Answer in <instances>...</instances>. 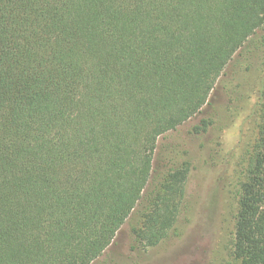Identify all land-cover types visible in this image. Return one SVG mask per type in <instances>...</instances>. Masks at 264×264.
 Returning <instances> with one entry per match:
<instances>
[{
	"label": "trees",
	"instance_id": "obj_1",
	"mask_svg": "<svg viewBox=\"0 0 264 264\" xmlns=\"http://www.w3.org/2000/svg\"><path fill=\"white\" fill-rule=\"evenodd\" d=\"M263 27L264 0H0V264H93L135 210L160 243L188 168L155 171L157 142ZM254 117L230 264H264V80Z\"/></svg>",
	"mask_w": 264,
	"mask_h": 264
},
{
	"label": "rangeland",
	"instance_id": "obj_2",
	"mask_svg": "<svg viewBox=\"0 0 264 264\" xmlns=\"http://www.w3.org/2000/svg\"><path fill=\"white\" fill-rule=\"evenodd\" d=\"M263 80L264 27L227 65L210 97L211 104L157 142L155 171L181 165L188 168L173 228L154 247L133 243L130 231L142 222L135 210L93 264L231 263L235 192L243 155L253 138ZM202 118H212L214 123L206 133L194 134L192 128Z\"/></svg>",
	"mask_w": 264,
	"mask_h": 264
}]
</instances>
